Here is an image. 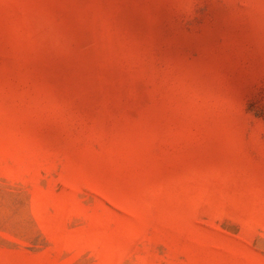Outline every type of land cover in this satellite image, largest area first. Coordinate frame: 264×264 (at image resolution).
<instances>
[{"label": "rangeland", "instance_id": "obj_1", "mask_svg": "<svg viewBox=\"0 0 264 264\" xmlns=\"http://www.w3.org/2000/svg\"><path fill=\"white\" fill-rule=\"evenodd\" d=\"M0 264H264V0H0Z\"/></svg>", "mask_w": 264, "mask_h": 264}]
</instances>
